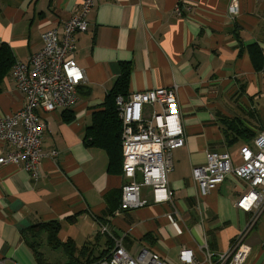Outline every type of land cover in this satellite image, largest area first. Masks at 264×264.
I'll use <instances>...</instances> for the list:
<instances>
[{
	"label": "crops",
	"instance_id": "crops-1",
	"mask_svg": "<svg viewBox=\"0 0 264 264\" xmlns=\"http://www.w3.org/2000/svg\"><path fill=\"white\" fill-rule=\"evenodd\" d=\"M236 1L235 13L231 0L97 1L87 31L76 36L74 60L85 74L78 101L43 114L37 178L22 164L0 166V264H39L26 232L52 222L61 245L50 248L47 233L40 234L41 264H93L117 241L131 257L147 248L177 263L186 248L202 261L203 240L211 253H224L241 233L250 247L245 264H264V208H235L249 188L227 176L201 196L191 177L209 152H228L240 164V148L264 131V0ZM80 3L0 0V47L12 62H26L42 49L41 35L60 29ZM126 66L123 98L176 88L185 145L171 156L172 198L154 203L150 188L141 187L146 205L120 212L127 179L120 121L108 95ZM24 103L9 67L0 79V117Z\"/></svg>",
	"mask_w": 264,
	"mask_h": 264
},
{
	"label": "built area",
	"instance_id": "built-area-1",
	"mask_svg": "<svg viewBox=\"0 0 264 264\" xmlns=\"http://www.w3.org/2000/svg\"><path fill=\"white\" fill-rule=\"evenodd\" d=\"M98 0H81L78 11L60 29L52 28L41 35L43 47L26 62H15L12 79L15 89L23 94L25 103L12 114L0 117V166L22 164L33 179L37 178L42 159L44 113L73 108L85 74L74 60L76 36L88 28V15ZM231 0L230 13L236 11ZM175 12L180 15L179 7ZM264 74V64L261 69ZM115 107L121 124V170L127 182L121 188L119 211L135 210L146 205L140 201L141 187H149L154 203L169 201L167 176L172 170V152L183 148L185 133L181 124L176 88H158L134 92L127 98L117 96ZM158 108V110L155 109ZM19 127V128H18ZM51 152V157H56ZM240 164H233L228 152H209L204 166L192 169V180L204 196L220 186L227 176L249 189L235 203V208L251 212L264 208V131L254 136L251 145L239 150ZM140 177V178H139ZM101 232H107L101 226ZM204 259L183 248L177 263H171L147 248L131 257L119 241L102 260L93 264H245L250 247L245 233L237 235L224 253L214 254L203 240Z\"/></svg>",
	"mask_w": 264,
	"mask_h": 264
},
{
	"label": "trees",
	"instance_id": "trees-1",
	"mask_svg": "<svg viewBox=\"0 0 264 264\" xmlns=\"http://www.w3.org/2000/svg\"><path fill=\"white\" fill-rule=\"evenodd\" d=\"M13 64L14 62L11 61L9 53H7L2 47H0V79L4 71L9 67L12 68ZM129 74H130V68L128 66L123 67L119 78L115 82L113 88L111 89L108 95V99L112 100L113 102V108L115 110L116 115H117V112H116V107H115V99L117 96H121V95L124 96L126 94L128 81H129ZM120 136H121V124H119V136H118L119 145H120V140H121ZM97 144L101 146L103 145V143H99V142H97ZM58 230H59L58 224L52 222V223H46V224L33 227L26 232V237L35 239V241L32 240L30 248H32L36 261L39 264H41V261H42L41 253L38 251V248H37L40 246L39 244V240L41 238L40 234H42L43 232H46L48 246L52 249H55L61 245L60 239L58 237Z\"/></svg>",
	"mask_w": 264,
	"mask_h": 264
},
{
	"label": "rangeland",
	"instance_id": "rangeland-1",
	"mask_svg": "<svg viewBox=\"0 0 264 264\" xmlns=\"http://www.w3.org/2000/svg\"><path fill=\"white\" fill-rule=\"evenodd\" d=\"M140 178V177H139ZM142 192V191H141ZM41 252H42V250H41Z\"/></svg>",
	"mask_w": 264,
	"mask_h": 264
}]
</instances>
